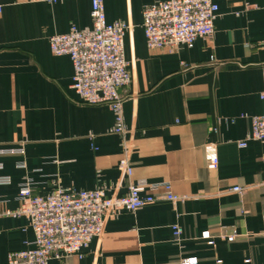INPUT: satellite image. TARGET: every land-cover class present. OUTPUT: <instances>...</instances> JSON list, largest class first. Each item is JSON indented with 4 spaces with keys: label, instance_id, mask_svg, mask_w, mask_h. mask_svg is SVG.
<instances>
[{
    "label": "crops",
    "instance_id": "crops-1",
    "mask_svg": "<svg viewBox=\"0 0 264 264\" xmlns=\"http://www.w3.org/2000/svg\"><path fill=\"white\" fill-rule=\"evenodd\" d=\"M156 1L103 0L108 23L132 25L123 36L131 79L120 89L131 166L124 177L114 113L79 102L71 59L53 54L48 41L91 27V0H0V175L10 177L0 184V213L17 207L25 180L42 196L56 185L121 196L141 181L147 193L168 185L180 197L120 212L80 254L47 264H264V143L237 145L251 116L264 112V0H215L211 38L149 50L142 10ZM33 239L25 216L0 215V264Z\"/></svg>",
    "mask_w": 264,
    "mask_h": 264
},
{
    "label": "built area",
    "instance_id": "built-area-1",
    "mask_svg": "<svg viewBox=\"0 0 264 264\" xmlns=\"http://www.w3.org/2000/svg\"><path fill=\"white\" fill-rule=\"evenodd\" d=\"M217 9L215 0H158L144 6L141 26L147 48L174 50L180 45L192 46L196 38H211ZM89 14L91 27L78 29L71 26L66 33L53 34L48 38L49 46L53 54L68 55L71 59V88L77 93L79 102L106 104L114 113L110 131L122 135V156L117 167L120 174L126 177L131 174L130 149L123 136L127 131L122 116V103L126 96L120 89L127 86L131 79L123 52V36L132 29V25L119 20L108 23L103 0H91ZM261 97L264 100V92ZM248 140L264 143V112L251 116L247 135L237 145L244 147ZM6 151L21 152V149ZM208 151L212 154L209 166L216 168L217 158L212 144L208 146ZM24 165V162L17 164L18 167ZM9 182V176L0 175V184ZM260 184L264 186V179ZM165 189L162 194L147 193L146 184L140 181L129 184L124 195L106 196L103 188L76 190L56 185L42 196L35 194L29 180H25L17 193V207L4 209L0 215L25 216L34 234L33 246L8 252L6 264H47L53 258L80 254L92 238L101 235L106 221L120 212H134L161 199L175 202L180 198L168 190V185ZM232 190L241 192L243 188L234 186ZM172 230L174 240H180L181 228L173 225ZM202 237L209 238L208 232H204ZM227 237L232 240L235 234ZM194 260L183 259L181 264ZM245 262L251 261L246 258ZM216 264H222L221 260H216Z\"/></svg>",
    "mask_w": 264,
    "mask_h": 264
}]
</instances>
